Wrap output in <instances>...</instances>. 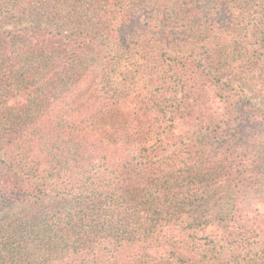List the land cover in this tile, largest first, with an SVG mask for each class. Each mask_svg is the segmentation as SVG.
I'll use <instances>...</instances> for the list:
<instances>
[{"label":"trees","instance_id":"16d2710c","mask_svg":"<svg viewBox=\"0 0 264 264\" xmlns=\"http://www.w3.org/2000/svg\"><path fill=\"white\" fill-rule=\"evenodd\" d=\"M0 264H264V0H0Z\"/></svg>","mask_w":264,"mask_h":264}]
</instances>
